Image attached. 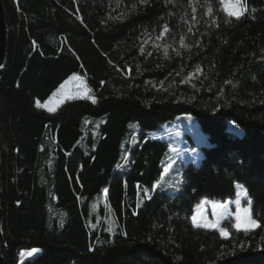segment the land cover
Wrapping results in <instances>:
<instances>
[{"label": "trees", "instance_id": "16d2710c", "mask_svg": "<svg viewBox=\"0 0 264 264\" xmlns=\"http://www.w3.org/2000/svg\"><path fill=\"white\" fill-rule=\"evenodd\" d=\"M242 1L237 19L221 0H3V264H264V0ZM74 74L95 102L37 107ZM179 116L204 136L199 159L174 158L154 189L173 159L168 137L143 133L123 155L127 125ZM81 162L82 189L98 194L77 190L69 172ZM178 172L174 193L166 183ZM107 182L123 195L121 225L102 204ZM237 185L259 227L229 219L225 238L193 225L202 200L233 199Z\"/></svg>", "mask_w": 264, "mask_h": 264}, {"label": "rangeland", "instance_id": "374dc122", "mask_svg": "<svg viewBox=\"0 0 264 264\" xmlns=\"http://www.w3.org/2000/svg\"><path fill=\"white\" fill-rule=\"evenodd\" d=\"M241 3L243 4L242 0H241ZM222 5L225 11V3H222ZM24 68H25L24 63H21L19 65V69L23 71ZM73 77H78V79H73ZM61 86H64L63 89L61 88ZM61 86L46 101L44 102L39 101L41 105L47 104V107H38V106L37 107L44 109L46 111H48V108L51 107L54 109V111H51L52 113V112H55L57 109H59L65 102L69 100H74V99L93 100L91 91L86 83V80L77 74L72 75ZM71 120H72L71 122H73L74 125L77 126L81 118L74 116ZM68 125H69V121H66L64 123L57 125V128L66 127ZM143 133L148 134L150 137H158L162 134H164L165 137H168V141L170 142L169 153L165 155V159L177 158L179 160H183L185 156H188L191 158L195 157L196 159H199V156L196 155L197 154L196 150L198 148V144L200 143L201 139H204V136L200 132L198 124L191 116L175 117L171 121L161 124L157 126L156 128L150 129V130L143 129L136 121L129 122L127 125V133H126L125 139L121 143V149H122L123 155L126 154L128 148L132 147V145H134L138 141V137ZM171 148H177L179 150V155H177V153H173L170 150ZM193 149L195 150V152L192 151ZM188 160L186 161L184 160L183 162H188ZM84 167H85V163L81 162L75 169L70 170L69 172L75 175V180L77 183V190H79L82 196H88L92 194L93 192H95V194H98L97 186H88L85 190L82 189L80 183H81V173ZM179 176H180V172H178L177 175L174 176V179H171L170 181H167L166 183V187L168 189H172L173 190L172 192L174 193L180 190ZM105 189H107L106 192H105ZM237 191L238 189L236 187V193ZM111 193H112V199L109 200V195ZM236 198L237 197L235 196L233 199H229L225 202L210 201L206 199L202 200L201 203L195 208L194 217H195L196 222L197 223H208V222L214 223L219 219L220 220L219 227L222 229H224L222 227L223 223L229 219L234 220V224H235L236 221H235L234 214L236 212V205L234 203L229 204L228 212L224 213L225 218L223 219L220 218V213L223 212V209L218 206L226 202H229V201H235ZM122 202H123V195L115 193L111 182H107L103 189L102 204L105 206V208H107V210H111L113 212L115 220L117 224L119 225H121V222H122ZM241 203L243 207L247 206L243 200L241 201ZM214 204L217 205V207H214L213 206ZM214 213L216 214L214 215ZM193 225L195 226L194 221H193ZM199 228L218 231L221 234V232L218 229H208V228H203V227H199ZM28 253H32V255H28ZM36 254H37V251L35 252L20 251L18 253V260L24 261L27 259H31Z\"/></svg>", "mask_w": 264, "mask_h": 264}, {"label": "snow or ice", "instance_id": "6c2138e0", "mask_svg": "<svg viewBox=\"0 0 264 264\" xmlns=\"http://www.w3.org/2000/svg\"><path fill=\"white\" fill-rule=\"evenodd\" d=\"M143 3H146L147 0H142ZM222 3H225V11L227 14L231 17H235L239 19L244 12L248 11L246 5H243L241 3V0H222ZM209 12H211V9H209ZM165 31H167V27H165ZM73 79H78V77H73ZM64 86H61L63 89ZM87 94V93H85ZM70 98V97H69ZM93 99V102H95V99ZM38 107H47V104L41 105L39 101L36 102ZM48 111H54L53 108L49 107ZM173 153H177L179 155V150L177 148H171L170 149ZM195 152V150H192ZM198 156V153L196 154ZM195 162V157H193V161ZM175 163V159L173 158L170 160V162L165 166L163 169L159 179L156 181V183L153 185V188H159L162 186V182L165 181L166 176L169 174L170 170L173 167V164ZM237 193H236V199L235 201H229L226 202L222 205H219L218 207L223 209V212L220 213V218L223 219L224 213L228 212L229 209V204L234 203L236 205V212H235V225L234 227L237 230H243L245 232L251 231L252 229L259 227V223L256 219L252 217V200L248 196V191L246 188L243 187V185H237ZM107 189H105V192ZM147 191V189H145ZM244 201L246 203V207L242 206L241 201ZM214 207H217V205H213ZM216 213H214L215 215ZM194 224L196 227H203V228H208V229H218L222 236L225 238H229L230 234L225 230L219 227L220 225V220L218 219L216 222H208V223H197L195 220V217L193 218ZM36 250H33L35 252ZM28 255H32V253H28Z\"/></svg>", "mask_w": 264, "mask_h": 264}, {"label": "water", "instance_id": "95a60500", "mask_svg": "<svg viewBox=\"0 0 264 264\" xmlns=\"http://www.w3.org/2000/svg\"><path fill=\"white\" fill-rule=\"evenodd\" d=\"M9 29L7 26L6 11L3 0H0V71L3 69L7 54H8ZM2 200V176H1V153H0V264H3V257L1 255V247L3 244V211L1 206Z\"/></svg>", "mask_w": 264, "mask_h": 264}, {"label": "bare ground", "instance_id": "6f19581e", "mask_svg": "<svg viewBox=\"0 0 264 264\" xmlns=\"http://www.w3.org/2000/svg\"><path fill=\"white\" fill-rule=\"evenodd\" d=\"M1 153V152H0Z\"/></svg>", "mask_w": 264, "mask_h": 264}]
</instances>
